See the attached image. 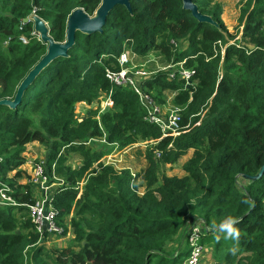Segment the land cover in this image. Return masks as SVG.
<instances>
[{
	"label": "trees",
	"instance_id": "obj_1",
	"mask_svg": "<svg viewBox=\"0 0 264 264\" xmlns=\"http://www.w3.org/2000/svg\"><path fill=\"white\" fill-rule=\"evenodd\" d=\"M192 1L216 25L198 21L182 0H130L131 11L116 5L102 32L76 31L68 55L43 68L15 108L0 105V183L18 203L31 202V187L17 182L18 168L26 144H43L49 150L46 170L51 177L54 165V175L63 180L51 200L57 224L65 234L71 215L74 234L69 246L48 250L37 243L24 206H0V264H180L188 254L181 232L186 217L209 228L202 241L216 263L264 264V172L244 178L264 163V0L241 3L238 35L227 30L219 3ZM99 3L0 0V99L14 96L46 50L40 40L20 42L19 34L32 28L29 22L18 29L23 18L35 10L52 39L61 42L70 12L81 7L93 15ZM124 49L140 57L155 52L172 65L184 61L194 71L189 85L177 75L169 79V68L140 82L160 106L165 93L174 92L170 103L180 108L183 127L175 137H162L144 119L145 108L129 85L113 87L112 106L103 112L76 116L78 102L95 104L109 90L105 70L119 68ZM103 135L118 149H141L146 141L141 172L133 176L127 167L104 165L100 159L108 145L84 143ZM189 149L185 174L159 181L160 164L174 163ZM70 153L79 155V166H71ZM226 215L239 221L235 254L228 251L233 241L217 242L212 231Z\"/></svg>",
	"mask_w": 264,
	"mask_h": 264
},
{
	"label": "built area",
	"instance_id": "obj_2",
	"mask_svg": "<svg viewBox=\"0 0 264 264\" xmlns=\"http://www.w3.org/2000/svg\"><path fill=\"white\" fill-rule=\"evenodd\" d=\"M31 14L37 15L35 10H33L30 15ZM30 15L26 16L29 20L28 22L22 21L20 23L18 27L19 30L23 29L24 23L32 22ZM18 39L23 44H27L33 39L40 40V35L34 29L33 22L32 28H30L27 32L20 33ZM218 44L220 45V52L223 54V46H221L219 41ZM134 57H136L135 53L131 52L129 49H124L117 57L119 68H106L105 77L111 84V87L103 94L101 99L98 97V101L95 102V106L98 107L99 112H103L112 106L113 102L111 94L113 87L119 85H129L138 95L140 103L145 108L144 119L149 123L157 125L161 131L162 137H175L183 129V127L180 126V108L172 105L170 109H166L163 106L158 105L149 94L142 91L140 82L149 77L152 72H148L134 65L132 60ZM183 62L184 61L178 62L175 65H167L163 67V69L169 68L171 70L168 75L169 79H172L177 75L180 79L184 80L186 85H189L192 84L191 76L194 71L190 68L184 67ZM128 63L131 64L129 65ZM96 142L112 145L114 149H117V146L114 143L110 144L105 141L104 135L98 138L90 137L84 143L92 144ZM140 144L145 146L147 142H141ZM155 154L156 156H159L158 152H155ZM115 156L116 154L114 150L111 149L110 153L101 157L100 161L104 165H112L114 168L120 169L122 167L119 166L118 163H120L121 158H117ZM31 167V173L28 176L26 184H28L32 189L33 200L29 203H18L8 194V191L10 190L9 187L0 183V206L18 204L24 206L26 208L27 217L33 225L34 232H36L39 236L37 241V243H39L40 240H43L46 237L63 235V228L59 226L56 221L57 211L51 203L55 190L63 183V180L54 175V165L51 166L50 172L52 176L50 177V174L46 170L45 161L37 159L32 162ZM131 174L134 176L133 171H131ZM52 178L53 180H51ZM83 184V180L77 183L76 188L79 190L78 195L82 191ZM54 187L55 189H53ZM34 191L36 192V196L34 195ZM208 229L209 228H207V226H205L203 222L196 217L185 218L181 232L183 235L182 240L186 245L188 254L183 258L180 264H201L203 262L206 254L211 248V246L202 241L203 235Z\"/></svg>",
	"mask_w": 264,
	"mask_h": 264
},
{
	"label": "water",
	"instance_id": "obj_3",
	"mask_svg": "<svg viewBox=\"0 0 264 264\" xmlns=\"http://www.w3.org/2000/svg\"><path fill=\"white\" fill-rule=\"evenodd\" d=\"M116 5H122L131 11L130 0H100L99 5L95 9L93 15H88L81 7L73 9L66 19L65 39L61 42L54 41L49 35L48 25L39 15L31 14L30 18L33 22L34 29L39 33L40 40L46 46L45 53L31 67L27 74L18 84L15 94L12 98L0 99V105H6L15 108L22 100V95L27 87L34 81L37 75L52 60L57 57H66L69 48L74 44L75 33L79 31L85 34L102 32L106 17L109 11ZM182 7L189 10L198 21L208 22L216 25V22L208 14H203L198 10L197 5L192 0H182ZM24 22H28V18H23ZM264 172V163L255 175H244L247 179H257Z\"/></svg>",
	"mask_w": 264,
	"mask_h": 264
},
{
	"label": "rangeland",
	"instance_id": "obj_4",
	"mask_svg": "<svg viewBox=\"0 0 264 264\" xmlns=\"http://www.w3.org/2000/svg\"><path fill=\"white\" fill-rule=\"evenodd\" d=\"M244 0H209L210 4L213 3H219L222 8L221 18L227 28V30L235 35H238L240 32L238 17H239V9L241 6V3ZM186 45V42H184ZM133 64L136 65L138 68H142L148 72H156L158 70H162L163 67L167 66L169 63L165 61V59L158 55L157 53H149L147 56H137L133 59ZM132 62V61H131ZM129 65L131 63H128ZM174 68V67H173ZM104 94V93H103ZM103 94H100V99L103 97ZM98 109L95 104H87L82 106L75 105V114L78 117L85 116L89 111ZM146 146V145H145ZM145 146L141 147V149H130L125 154L122 155L120 163H118L121 167H127L134 173L141 172V170L146 165L145 157L142 155L145 150ZM192 154V149H189L187 153L183 156H181L177 161L174 163L169 164H160V167L157 171L158 180L160 181L161 176L167 175V176H178L181 177L185 174L183 169V164L186 162V160L190 157ZM68 161L71 164V166H79L81 159L79 155L75 153H70L68 155ZM58 240H52L50 244H45L46 249L52 250V249H61L64 247L69 246L72 244L69 240L63 239L58 245ZM185 245V244H184ZM59 246V247H58ZM175 246V244H174ZM170 247H173V244L170 245ZM212 252V248L209 249V254ZM207 253V254H208Z\"/></svg>",
	"mask_w": 264,
	"mask_h": 264
},
{
	"label": "crops",
	"instance_id": "obj_5",
	"mask_svg": "<svg viewBox=\"0 0 264 264\" xmlns=\"http://www.w3.org/2000/svg\"><path fill=\"white\" fill-rule=\"evenodd\" d=\"M168 65H172V64H168ZM165 94H166V103L162 106L166 109H170L172 106L170 101L174 95V92H172V91L166 92ZM87 104L88 103L81 101V102L77 103V106H79V105L82 106V105H87ZM90 104H92V103H90ZM137 145L138 144H136L132 147H128L126 149H118V148L114 149V147L112 145H108V146L106 145L107 146L106 148L109 150L104 155L109 154L111 149H112V150H114V152L116 154L115 157L121 158L123 154H125L128 150L135 148ZM139 145H141V147L143 146L142 144H139ZM48 153H49V150L43 144L39 143L38 141H32V142H29L28 144H26L25 151L23 152L24 162L18 168L20 170L21 174H20L19 178L17 179V182L21 185H26L28 176L31 173L32 162L38 159V160L45 161V164H46ZM15 172H16L15 170L10 171L8 175L12 176ZM53 189H55V187ZM34 195L36 196V192ZM70 218H71V215L68 216L65 220V223L67 225V230H66L65 234H63L61 236H55V237L54 236L46 237L43 240H40V242L38 244H43L45 246V244L46 245L50 244V242L54 239L59 241L58 245H60V243L63 239L69 240L71 242V240L74 237V234H73V229L70 226ZM201 264H218V263H216V261H214V259L212 257V252H211L210 254L209 253L206 254L205 259L203 260V262Z\"/></svg>",
	"mask_w": 264,
	"mask_h": 264
},
{
	"label": "clouds",
	"instance_id": "obj_6",
	"mask_svg": "<svg viewBox=\"0 0 264 264\" xmlns=\"http://www.w3.org/2000/svg\"><path fill=\"white\" fill-rule=\"evenodd\" d=\"M245 203H251L250 201H244ZM238 220L231 216L226 215L222 217L218 223L212 225V231L214 232V239L219 242L221 239L224 241H233V245L228 249L229 253L235 254L237 251V245L240 240V230L236 226Z\"/></svg>",
	"mask_w": 264,
	"mask_h": 264
}]
</instances>
